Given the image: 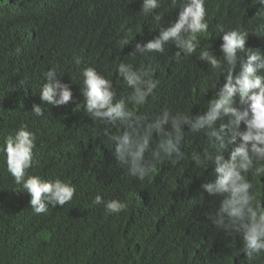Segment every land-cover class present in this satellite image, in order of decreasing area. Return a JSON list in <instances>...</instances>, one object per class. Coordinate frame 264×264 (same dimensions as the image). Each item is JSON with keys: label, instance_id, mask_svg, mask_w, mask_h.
Masks as SVG:
<instances>
[{"label": "trees", "instance_id": "1", "mask_svg": "<svg viewBox=\"0 0 264 264\" xmlns=\"http://www.w3.org/2000/svg\"><path fill=\"white\" fill-rule=\"evenodd\" d=\"M141 5L142 0H0V149L26 125L36 136L38 161L27 176L59 179L75 188L69 203L36 214L0 151V264H264V252L252 259L238 254L242 238L219 230L209 219L220 198L202 185L214 181V169L196 168L192 161L193 154L203 157L209 150L206 133L185 128L184 159L176 165L161 159L139 180L115 160V142L105 136L119 134V125L93 121L84 107L82 70L89 66L112 80L114 103H127L131 91L116 72L119 62L136 69L155 67L160 85L154 94L139 109L128 104L148 119L165 108L174 114H203L225 83L220 71L197 54L177 62L179 49L172 42L163 54L131 55L136 43L158 36L180 11L163 0L157 25L140 11ZM205 8L209 29L200 34L198 52L208 49L219 57L221 30L240 28L259 36L264 24V6L256 0H205ZM75 56L80 66L73 63ZM54 66L74 99L59 107L42 104L44 116L37 117L31 109L41 103L44 73ZM239 71L237 60L233 75ZM235 106L246 107L238 97ZM232 147L223 151L225 158ZM246 177L264 206V176ZM97 194L105 202L126 203V210L106 213L104 204L93 203Z\"/></svg>", "mask_w": 264, "mask_h": 264}, {"label": "clouds", "instance_id": "2", "mask_svg": "<svg viewBox=\"0 0 264 264\" xmlns=\"http://www.w3.org/2000/svg\"><path fill=\"white\" fill-rule=\"evenodd\" d=\"M171 3L180 7L177 19L168 27H162L153 39L136 43L131 55L163 54L166 45L172 42L179 49L174 57L177 62L182 57L197 54L212 69L219 70L225 83L215 93V98L209 100L203 114L193 115L190 111L174 114L165 108L148 119L130 110L128 104L137 109L146 104L160 81L155 78V67L136 69L133 64L123 61L116 66V72L130 86L127 103L123 99L114 103L116 88L112 80L89 66L82 70L83 104L93 121L119 125V134L105 133V136L108 142H115V160L139 180L149 176L161 159L172 165L184 159L181 144L186 135L185 128L189 133H206L209 150L203 157L199 152L193 154L192 161L196 168L207 165L214 169V181L202 185L209 195L220 198L214 214L208 213L209 219L226 234H238L243 241L238 254L243 252L252 259L264 252V206L252 191L253 183L246 177V174L264 176V24L259 36L240 28L221 30L220 59L221 56L208 49L198 52L200 34L208 33L209 29L205 0H171ZM256 3L264 6V0H256ZM162 4L163 0H142L140 11L158 25L161 14L157 10ZM128 43L124 41L123 45ZM237 60L240 71L233 75ZM73 63L80 66L82 60L75 56ZM58 74L63 73L55 66L44 73L45 82L39 92L41 103L34 104L31 109L35 116H44L42 104L59 107L74 99L69 85L62 82ZM237 97L246 107L235 106ZM229 145L233 147L225 158L222 153ZM35 146V134L27 130L26 125H21L14 135L5 139L0 151L5 153L7 171L15 184L21 185L23 193L28 194L33 211L41 214L47 213L49 205L56 208L69 203L75 188L59 179L46 181L37 175L27 176V170L38 163L34 159ZM93 203L104 204L108 214L127 208L126 203L118 199L105 202L99 194Z\"/></svg>", "mask_w": 264, "mask_h": 264}]
</instances>
